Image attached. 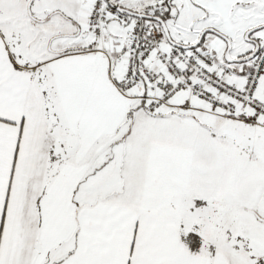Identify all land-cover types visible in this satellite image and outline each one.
Instances as JSON below:
<instances>
[{
	"label": "snow or ice",
	"instance_id": "1",
	"mask_svg": "<svg viewBox=\"0 0 264 264\" xmlns=\"http://www.w3.org/2000/svg\"><path fill=\"white\" fill-rule=\"evenodd\" d=\"M0 264H264V0H0Z\"/></svg>",
	"mask_w": 264,
	"mask_h": 264
}]
</instances>
